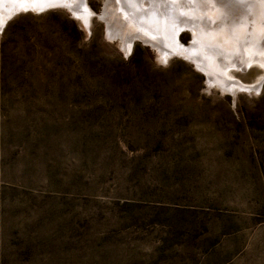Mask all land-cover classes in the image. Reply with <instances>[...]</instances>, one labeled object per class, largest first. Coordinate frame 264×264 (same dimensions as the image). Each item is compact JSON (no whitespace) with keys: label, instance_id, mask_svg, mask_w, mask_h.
<instances>
[{"label":"rangeland","instance_id":"obj_1","mask_svg":"<svg viewBox=\"0 0 264 264\" xmlns=\"http://www.w3.org/2000/svg\"><path fill=\"white\" fill-rule=\"evenodd\" d=\"M108 1L0 27V264H264V83L212 81L191 23L199 59L164 58Z\"/></svg>","mask_w":264,"mask_h":264},{"label":"bare ground","instance_id":"obj_2","mask_svg":"<svg viewBox=\"0 0 264 264\" xmlns=\"http://www.w3.org/2000/svg\"><path fill=\"white\" fill-rule=\"evenodd\" d=\"M118 1V7L107 4L105 12H116L118 8L122 12L120 23L131 24L130 26L134 24L135 28L139 24V28L143 29L138 32L139 36L148 41L153 39V42L161 48H165L162 44L164 42L166 45L171 44L167 50L163 49L164 58H169L173 51L188 53L199 59L196 51H194L196 54L187 52L179 42L180 31L187 29L189 25L186 23H191L189 28L193 42L198 43L199 51L203 47L209 52L202 54L203 58L198 60L200 63L198 67L202 68L212 81L220 83L219 86L233 94L240 88L241 90L262 88L264 73L260 72L258 61H264V26L260 24L264 22V0ZM24 3L29 4L36 11L49 5L63 6L74 11L86 22H88L87 18L90 19L92 16L89 10L82 8L77 10L75 7V5L80 6L81 3L86 6V0H0V27L3 26L7 16L18 12ZM34 3L37 6H32ZM177 12L186 13L185 19L183 14V19L179 17V23L177 19H172V14ZM129 13L131 17L127 18L126 15L128 16ZM170 21L173 25L168 29ZM121 25L123 24H119ZM134 33L129 35L130 39L133 38ZM153 34H155L154 37ZM236 62L241 64L237 65ZM260 64L262 65L261 62ZM243 67L250 71L249 76H252L253 84L235 81V77L241 74ZM228 69L234 75L231 82L227 79L232 76L228 74ZM225 73L230 77H226Z\"/></svg>","mask_w":264,"mask_h":264},{"label":"water","instance_id":"obj_3","mask_svg":"<svg viewBox=\"0 0 264 264\" xmlns=\"http://www.w3.org/2000/svg\"><path fill=\"white\" fill-rule=\"evenodd\" d=\"M55 7H63V6H55ZM50 8H52V7H50ZM73 13V12H72Z\"/></svg>","mask_w":264,"mask_h":264}]
</instances>
